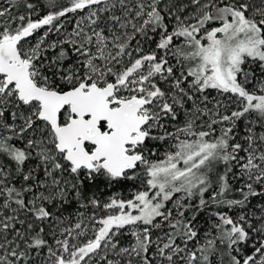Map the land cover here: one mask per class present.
Returning <instances> with one entry per match:
<instances>
[{"label": "snow or ice", "instance_id": "snow-or-ice-1", "mask_svg": "<svg viewBox=\"0 0 264 264\" xmlns=\"http://www.w3.org/2000/svg\"><path fill=\"white\" fill-rule=\"evenodd\" d=\"M0 264H264V0H0Z\"/></svg>", "mask_w": 264, "mask_h": 264}]
</instances>
